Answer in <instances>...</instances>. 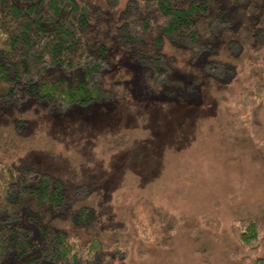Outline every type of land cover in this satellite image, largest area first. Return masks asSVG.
Returning <instances> with one entry per match:
<instances>
[{"label":"rangeland","instance_id":"1","mask_svg":"<svg viewBox=\"0 0 264 264\" xmlns=\"http://www.w3.org/2000/svg\"><path fill=\"white\" fill-rule=\"evenodd\" d=\"M89 1L107 12L96 25L110 48L103 86L113 98L64 112L48 111L45 101L0 105V160L56 175L68 191L90 186L96 222L74 229L102 238V264H251L264 255V240L250 250L233 225L251 217L264 231V99L240 111L242 94L263 80L264 0H220L232 24L212 38L204 59L226 61L233 75L206 77L202 59L191 64L189 51L166 40L174 72L161 86L120 42L128 0ZM231 38L242 46L237 54ZM62 73L60 64L48 71ZM17 222L37 244L35 221Z\"/></svg>","mask_w":264,"mask_h":264},{"label":"trees","instance_id":"2","mask_svg":"<svg viewBox=\"0 0 264 264\" xmlns=\"http://www.w3.org/2000/svg\"><path fill=\"white\" fill-rule=\"evenodd\" d=\"M248 0H231L244 4ZM113 5L117 0H110ZM220 0H128L117 26L120 42L149 79L163 85L173 77L172 56L165 41L189 51V62L201 61L206 77L223 80L235 68L226 61L204 59L212 38L229 29ZM106 10L89 0H0V105L21 106L28 100L45 101L48 111L64 112L74 105L113 98L103 86L111 65L109 47L98 39L96 25ZM134 15L133 17H131ZM257 31V38L261 37ZM231 53L242 49L236 38L228 40ZM60 64L62 74L48 71ZM264 99L261 83L242 94L240 111L256 108ZM63 180L34 167L16 168L0 160V264H102L105 244L96 233L82 238L74 228H89L96 210L88 202L90 186L71 191ZM79 202H82L80 204ZM25 217L38 226L39 241L17 222ZM15 222V223H14ZM236 239L250 250L264 240L257 219L235 220ZM118 254L121 249L114 247ZM124 252V249L123 251ZM264 264V255L251 260Z\"/></svg>","mask_w":264,"mask_h":264}]
</instances>
